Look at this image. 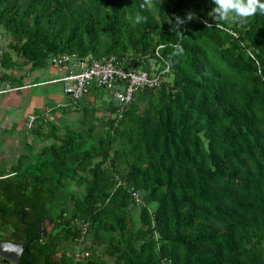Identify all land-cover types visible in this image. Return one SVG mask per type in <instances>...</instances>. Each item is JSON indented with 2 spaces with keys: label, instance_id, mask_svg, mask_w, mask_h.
I'll use <instances>...</instances> for the list:
<instances>
[{
  "label": "trees",
  "instance_id": "obj_1",
  "mask_svg": "<svg viewBox=\"0 0 264 264\" xmlns=\"http://www.w3.org/2000/svg\"><path fill=\"white\" fill-rule=\"evenodd\" d=\"M0 31L15 86L64 53L171 66L120 120L106 88L91 90L103 107H66L83 112L76 127L39 115L35 160L0 178V240L30 245L31 264H264V0H0ZM76 217L91 221L78 263L64 247Z\"/></svg>",
  "mask_w": 264,
  "mask_h": 264
},
{
  "label": "built area",
  "instance_id": "obj_2",
  "mask_svg": "<svg viewBox=\"0 0 264 264\" xmlns=\"http://www.w3.org/2000/svg\"><path fill=\"white\" fill-rule=\"evenodd\" d=\"M237 36V34L235 33ZM5 33L0 31V44L3 43ZM160 60L165 62L162 67L160 61L151 60L150 68H132L126 69L123 63L116 55H108L100 59L92 57H80L76 53H64L52 58V65L66 69L64 76L51 80L52 82H61L65 93L69 97L67 105L79 106L85 98L91 94L94 88H106L112 91L113 98L117 105L118 120L124 115V108L132 103L136 94L146 88L160 87L166 80L167 74L171 71L170 64L158 53ZM23 86H15L7 82L0 85V94L12 93L22 89ZM37 116H32L28 127L35 125ZM116 188L124 186L130 189L135 204L145 206L144 199L140 192L120 175H116ZM72 225L79 231L76 238L73 257L75 262L88 259L92 251L87 249L89 244V231L91 221L76 217L72 219Z\"/></svg>",
  "mask_w": 264,
  "mask_h": 264
},
{
  "label": "crops",
  "instance_id": "obj_3",
  "mask_svg": "<svg viewBox=\"0 0 264 264\" xmlns=\"http://www.w3.org/2000/svg\"><path fill=\"white\" fill-rule=\"evenodd\" d=\"M17 73V72H16ZM66 73L65 68L50 66L48 69L36 70L29 72L28 75L24 77L23 85L31 84L34 82H41L49 80L48 85H32L28 89L20 90L18 92H12L6 95H0V143L2 142L3 135L16 132L18 134L23 131L30 121L29 117L32 113L40 114L38 108H42L45 111L52 106L55 102H58V107L69 106V97L63 90V85H54L57 82H52L51 80L60 78ZM90 94L88 98H92ZM94 98V97H93ZM57 110V109H56ZM55 112L60 115L61 108ZM54 112V113H55ZM47 113V112H46ZM52 117V115H51ZM50 118V117H49ZM54 118V117H53ZM25 139V138H24ZM9 141H12L11 139ZM24 146L26 151L21 153L18 157L14 158L9 162L8 159L4 160L1 156L0 158V178L5 176L14 175V166L18 163L19 158L24 156L28 158L29 161L35 160V156L31 151L32 146H35V151H39V146H36L34 142L29 143L25 139ZM38 142V141H37ZM8 143V142H7ZM41 144V142H40ZM52 225L48 224L47 230L50 231ZM9 232L3 230L0 227V238L4 239L8 236ZM2 241V240H0ZM66 249V248H65ZM68 251V250H67ZM69 252V251H68ZM71 253V252H69ZM73 253V252H72ZM73 255V254H72ZM4 260L0 256V262Z\"/></svg>",
  "mask_w": 264,
  "mask_h": 264
},
{
  "label": "rangeland",
  "instance_id": "obj_4",
  "mask_svg": "<svg viewBox=\"0 0 264 264\" xmlns=\"http://www.w3.org/2000/svg\"><path fill=\"white\" fill-rule=\"evenodd\" d=\"M8 41H9V38H7L5 36L4 41H3L2 45L0 46V58H1L2 51L8 48ZM1 73H2V71L0 69V85L7 83V82H5V81H3L1 79ZM49 82L50 81L47 80V81L34 82V83H31V84L22 85L23 88L20 89V90H24L26 88L28 89V87L29 86L31 87L33 84L34 85H40V86L41 85H48ZM14 85H16V84H14ZM54 85H56V86L61 85V82H57ZM20 90H18V91H20ZM18 91H15V92H18ZM6 94H10V93H3V94H0V95H6ZM109 97H110L109 94H106V96L100 97L99 99H96V98H93L92 97V100L93 101H91V102H95V103H91V104L96 105V107H98V106L99 107H103L104 106V100L106 101L107 99H109ZM66 107H68V106L58 107V102H55L45 112H44V110L41 107L38 108L39 113L40 112L41 113L40 114L32 113L30 115L29 119L32 116H37V119H38L39 118V115H43V116H47V118L50 117L51 119H53V121H55V123L60 127V129H64V127L67 124H71V125H73L75 127L78 126L80 120H82L83 117H84L83 112L82 111H79V110H74L73 108H72V110L69 111L68 108H66ZM59 108H66L67 111L65 113L61 112V114L58 115L55 112V110L56 109L58 110ZM101 110L104 111L103 109H101ZM102 111L100 112L101 115H103V116L106 115L105 117H107L109 115L108 112L104 111V113H103ZM51 115H52V117H51ZM97 124H98V121H97ZM31 130L32 129H30L29 127L26 126V128L23 131H21L20 134H18V130L16 132H13V133L4 134L2 136L3 137L2 142L0 143V156L4 160L8 159L9 162H11V160H13L14 158L18 157L19 155H21V153H23L24 151H26V148L24 146V144H25L24 142H26L25 139H27V141L29 143H31V142H34L35 144L37 143L36 146H39L40 147L41 146L40 142L42 140H44L45 138L44 139L39 138V140H37V138H38L37 135L34 134ZM10 139L12 141H9ZM75 188H76V190H78L81 193H83V191H84V188L81 187V186H76ZM133 212L135 214H138L139 215L140 206H138V205L134 206L133 207ZM64 247L66 248V250H68L69 252H71V254L74 253V250H75V244L74 243L68 242ZM58 256H60V253L58 254Z\"/></svg>",
  "mask_w": 264,
  "mask_h": 264
},
{
  "label": "water",
  "instance_id": "obj_5",
  "mask_svg": "<svg viewBox=\"0 0 264 264\" xmlns=\"http://www.w3.org/2000/svg\"><path fill=\"white\" fill-rule=\"evenodd\" d=\"M49 223L50 220H47L43 224L42 233H46V226ZM24 252H27L29 255L27 264H31L30 245L26 246L24 243H17L11 240L0 241V256L4 259L5 263H19Z\"/></svg>",
  "mask_w": 264,
  "mask_h": 264
}]
</instances>
